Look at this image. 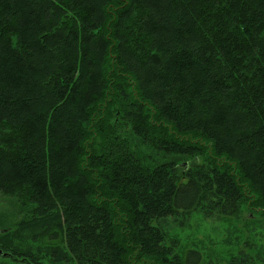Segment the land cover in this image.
<instances>
[{
	"label": "trees",
	"instance_id": "1",
	"mask_svg": "<svg viewBox=\"0 0 264 264\" xmlns=\"http://www.w3.org/2000/svg\"><path fill=\"white\" fill-rule=\"evenodd\" d=\"M0 192L51 261L202 264L158 222L264 208V0H0Z\"/></svg>",
	"mask_w": 264,
	"mask_h": 264
},
{
	"label": "rangeland",
	"instance_id": "2",
	"mask_svg": "<svg viewBox=\"0 0 264 264\" xmlns=\"http://www.w3.org/2000/svg\"><path fill=\"white\" fill-rule=\"evenodd\" d=\"M126 137L131 144H140L131 131L126 133ZM136 150L140 151L147 166L163 161L164 155H158L149 148L136 147ZM189 163L187 160L181 161L182 165ZM34 209L35 205L25 204L22 196L3 195L0 192V247L6 244L20 252L14 257L0 254V264H76L75 261H51L41 241L22 240L14 235L17 222L32 218ZM7 220L10 225H6ZM158 225L167 234L168 244H177L175 250L178 253L183 254L191 248L200 250L203 254L202 264H264V208L254 209L246 203L238 215L223 218L206 217L199 209L161 219ZM37 230L40 229L35 228L34 232ZM5 234L8 235L1 237ZM29 253L33 262H29L32 258L25 255Z\"/></svg>",
	"mask_w": 264,
	"mask_h": 264
},
{
	"label": "water",
	"instance_id": "3",
	"mask_svg": "<svg viewBox=\"0 0 264 264\" xmlns=\"http://www.w3.org/2000/svg\"><path fill=\"white\" fill-rule=\"evenodd\" d=\"M0 254H3L5 256H8L9 255L8 253H4L2 249H0Z\"/></svg>",
	"mask_w": 264,
	"mask_h": 264
}]
</instances>
